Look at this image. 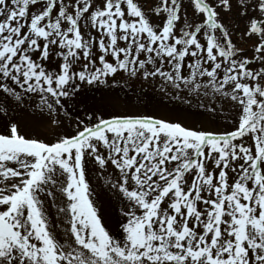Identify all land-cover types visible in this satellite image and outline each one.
Instances as JSON below:
<instances>
[{
  "label": "snow or ice",
  "instance_id": "obj_1",
  "mask_svg": "<svg viewBox=\"0 0 264 264\" xmlns=\"http://www.w3.org/2000/svg\"><path fill=\"white\" fill-rule=\"evenodd\" d=\"M233 6L251 58L221 21ZM155 80L195 126L114 110ZM46 121L65 130L30 134ZM88 163L114 174V231ZM0 264H264V0H0Z\"/></svg>",
  "mask_w": 264,
  "mask_h": 264
},
{
  "label": "rangeland",
  "instance_id": "obj_2",
  "mask_svg": "<svg viewBox=\"0 0 264 264\" xmlns=\"http://www.w3.org/2000/svg\"><path fill=\"white\" fill-rule=\"evenodd\" d=\"M140 3H145L144 5L147 8H151L154 0H139ZM185 4H188V0H184ZM236 10L235 6L231 11H227L226 13L230 15L233 14V11ZM188 16L191 17L193 15V10L187 8ZM224 13V12H222ZM197 17H199V13H196ZM251 14V13H250ZM254 15V13H252ZM152 20L159 24L160 20L153 16ZM244 21L246 26L243 27L246 31L248 27V17H244ZM199 22V21H198ZM222 22L225 25H228L226 20ZM233 24L231 23V26ZM245 33V32H244ZM246 44L243 45L245 50L242 54L251 58L254 55V45L258 43L257 37L253 36L251 38L245 36ZM50 68H56L58 61L56 58L50 59L48 62ZM251 67V66H250ZM253 67H256L255 65ZM259 65L257 66V68ZM162 81L155 80L149 82H136L135 91L128 90V96L131 97L130 100L125 98V93L120 92L119 95L121 97L120 101H114L115 108L114 110L121 114H132V115H152L168 120L181 119L182 122L186 123L188 126H195V117H189L186 112L183 111L184 106L181 104L179 100L170 99L164 95V93L160 90ZM102 88H106V86H101ZM142 89V91H141ZM91 96L95 97V103L98 107L104 108L107 103V92H101L97 90H90L89 93ZM66 107L69 108L70 112L74 115L77 112L82 113V106L77 107L74 101H69ZM112 110V109H109ZM192 111L196 112L198 109L193 105ZM24 119L23 114H18ZM65 124H68V120H65ZM204 127L213 130V131H224L226 130L227 123L226 121H221L217 124H204ZM63 128H56L55 125L51 123V121H46L39 126H36L34 129L30 130V134L38 137L47 139L50 135L55 134L58 131H64ZM70 130V129H69ZM22 131H26L22 129ZM245 143H249V141H245ZM231 178V172L229 173ZM86 179L90 184V188L93 190L92 194L94 195V202H98V206L101 209L102 218L106 220V226L109 227L110 231L115 230L116 221L119 219L118 213L119 209L122 207L121 202L117 199L115 192L110 188V184L108 183L109 179H114V174L111 171V168L108 169L107 173L97 169L91 163L86 165ZM231 183V179H230ZM97 198V199H96ZM45 209L48 214V217L53 224L59 225L57 228V232L59 233L66 225L63 222V218L57 215V208L52 203L51 198H47Z\"/></svg>",
  "mask_w": 264,
  "mask_h": 264
}]
</instances>
